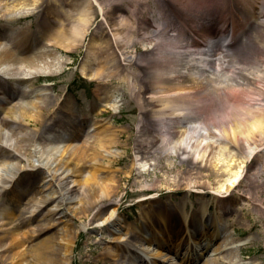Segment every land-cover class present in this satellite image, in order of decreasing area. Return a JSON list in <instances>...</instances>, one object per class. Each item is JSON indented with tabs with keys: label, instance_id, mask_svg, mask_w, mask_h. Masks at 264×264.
<instances>
[{
	"label": "bare ground",
	"instance_id": "1",
	"mask_svg": "<svg viewBox=\"0 0 264 264\" xmlns=\"http://www.w3.org/2000/svg\"><path fill=\"white\" fill-rule=\"evenodd\" d=\"M64 1L0 0V5H3L0 8V19L15 20L38 14L40 22L38 28H42L45 38L43 45L29 53L27 48L32 46L27 40L29 30L20 29V27L14 30H5L4 28L3 31L5 33L8 31V34H6L5 40L0 39V195L5 186L10 185L15 200L23 199L25 206L29 209L21 210L16 218L17 223L14 222V224L12 221L14 218L13 206L8 203L0 207V264H74V250L82 229H73L69 226L74 213L87 217L92 210L98 209L93 216V219H96L106 207H112L113 209L100 222L101 224L95 227L98 231H108L110 227H118L122 222V216L117 213L118 203L113 202L108 195L110 193L113 195V193L109 192L110 186L107 184L110 178L102 174L105 170L102 172L98 164L89 166L88 169L80 165L81 151L78 150V145L75 142L70 141V136H78L77 127L74 126L77 125L79 128L80 126L71 120L62 118H56L53 121L67 131H71L70 136L67 134V138H60V141H65V143H62V150L59 153L58 147L52 144L54 140L48 142L47 136L53 129L42 117V114L48 111L49 99L35 101L33 98L40 95L38 91L34 89L20 90L18 87L19 83H25L43 75L53 76L57 69H62L68 59L57 54L56 45L60 42L64 44L62 48L69 49V51L78 47L77 44L82 42L90 29L89 23L94 15L92 6H97L99 9L110 34L109 39L101 42V47L113 51L122 42L105 19V15L108 14V0H103V2L101 0H74L75 2L70 0L71 4L67 3V8H65ZM77 1H82L84 9L81 8L73 16L70 9L74 8L72 5L75 3L78 4ZM236 1L243 7L255 2L259 3L261 10L257 13V17L264 18V0ZM201 2V0H189L192 8L183 10L187 13H191L194 9L198 10L202 5ZM50 17L55 22V26L50 25L48 21ZM67 18H72L71 30L65 37L61 34L64 33V22ZM165 19L167 22L175 20L171 16H167ZM199 20L200 17L195 19L197 26ZM164 25L166 26H160L165 36L167 24ZM48 26L59 29L54 33L53 38H48ZM183 29L186 28L178 30L174 28L173 32H177V35L166 34L164 40L163 34L159 30L158 36L162 38L160 44L168 47V42H172L173 52H177V49L187 51L185 45L182 46L180 43L178 45L180 37L184 34ZM194 32L196 33L195 30ZM187 33L193 34L192 30H188ZM260 33L262 39L258 40L262 55L254 61V71L252 69L251 76L246 78L247 82L243 84L237 81L232 87H227L228 90L223 98L219 97V93H216L215 100L213 98L209 100L211 96H208V91L204 90L203 85L200 86V91L194 92L202 79L200 81L197 75L199 74L196 66L197 59L193 53L183 54H185V66L190 67L189 80L194 85L176 86L172 90L171 88L156 89L161 83H165L160 75L170 76L178 71L172 57H167L165 53L158 55V60L154 59V66L150 65L152 76L149 81L150 87L146 89L149 91L146 106L149 107L150 118L156 122V128L147 132V138L145 137L142 144L137 145V154H144L148 144L153 146L159 144L153 150V154L161 153L163 150L170 151L189 160L196 167L195 164L198 161H205L208 165V162L215 159L216 162L212 161L209 164L214 166L217 161L227 160L225 167L228 170L224 180L227 185L225 187L223 184L220 185L218 190L228 192L232 189L241 178L251 156L258 151L260 142L264 140V105L261 104V102L264 103V20L260 23ZM156 44L158 41L150 42L151 47ZM112 54L115 56L114 52ZM119 60L121 59L113 57L110 66L101 68L98 64V67L88 70L86 69L89 68L87 61H83L79 73L87 80H100L102 76L108 79L114 76L115 71L121 67ZM221 64L219 61L212 62V70H208V73L216 76L214 71L221 69ZM150 66L148 68H151ZM113 68L115 71L112 70ZM183 69L184 67H181V70ZM122 71L121 69L120 73ZM205 72L206 70H203L202 76ZM1 78L12 80L15 83L14 85L6 84ZM210 79L213 78L210 77ZM256 79L260 81L259 86H262L261 90H258L261 99H257L252 104L249 101L243 103L240 99L243 88L254 86ZM18 92L19 94L16 95ZM15 95L19 96L18 100L14 98ZM187 98H195V101L185 104L184 100ZM67 103L68 101L65 100L64 107L71 109L68 108ZM108 106L116 107L113 103H108ZM31 125L39 129L32 132L26 131L24 127ZM95 127L98 126L92 124L89 129L92 128L94 131ZM98 129L96 130L98 131ZM226 131H231L233 136L236 134L246 136L241 150L232 151L225 149L226 147H220L217 152H212L213 142L211 140L223 137L222 135ZM97 142L103 148L118 143L116 137L110 133L104 138L100 137ZM67 143L73 144V147ZM143 143L145 144L144 151L142 150ZM70 150L69 157L63 158ZM115 154L119 155L120 152ZM87 155L86 153L84 156L88 157ZM91 158L93 159L90 160L95 162L97 159L100 161L104 159L102 155L98 158L92 154ZM155 166L157 167V164ZM257 174L263 178L264 170H258ZM247 181L252 185L253 190L255 188L258 191L264 186V180L257 183L247 178ZM198 186L201 185L195 184V187ZM216 200L214 198L213 202L217 203ZM236 202L248 203L252 206L250 199L245 196L239 197ZM198 206L197 210L184 213L181 223L176 218L180 214L179 207L171 209L149 207L147 214L139 215L141 225L136 226L134 235H140L147 242V245L144 244L140 247L141 250L147 253L153 250L152 244L158 246L153 253H148L154 260L152 264H159L158 259L165 263L170 262V264L192 263L196 258L194 253H183L179 257L180 260L174 258L178 254H172L176 248L182 250L190 248L189 238L191 236H197L200 239V241L195 240L194 244L202 253L207 251L208 244L213 242L215 244L210 249L213 258L205 259V262H201V264H245L241 262L240 258L242 256L241 247L232 250L231 246L235 241L226 231H220L222 230L221 213L219 211L214 214L209 213L210 204L207 203L199 202ZM228 211L229 209H226V212ZM259 214L264 219V212L259 211ZM32 217L35 218L36 223L26 229ZM241 220V217H238L236 222H241ZM218 233L224 234L219 241ZM20 239L23 242L20 243ZM127 241L125 236H118L110 242L111 244L104 251L98 254L96 259H87L81 261L80 264H112L118 251L123 250L122 243ZM92 244L97 246L98 242ZM134 245L137 246V243L135 242ZM14 249L16 250L12 252ZM164 250L171 252L167 255ZM140 263L143 264L142 259H140Z\"/></svg>",
	"mask_w": 264,
	"mask_h": 264
},
{
	"label": "rangeland",
	"instance_id": "2",
	"mask_svg": "<svg viewBox=\"0 0 264 264\" xmlns=\"http://www.w3.org/2000/svg\"><path fill=\"white\" fill-rule=\"evenodd\" d=\"M40 1L43 2V0ZM201 1L202 5L198 10L194 9L191 13H187L184 10L192 8L189 0H108V14L105 15V19L122 41L117 48L115 47L112 51L101 47V42L109 39L110 34L97 6H92L94 15L89 23L90 29L82 42L77 44L76 49H72V51L63 49L62 45L64 44L60 42L56 45L57 54L66 57L68 60L62 69H57L53 73V76L43 75L50 80L52 79V83L55 84L49 93L48 87H46L42 96V99L47 97L50 100L48 111L42 114L43 119L48 121V126L53 128L52 134L47 136L48 141H56L62 135L67 137L65 132L71 134L70 130L69 133L58 125L53 127L52 121L55 116L64 120H71L80 125L81 128L84 127V130H87L90 124L99 126L98 131L88 135L82 134V137L77 138L78 150L81 151L82 156L80 165L88 169L89 166L98 164L102 172L105 170L102 173L103 176L110 178L107 182L110 190L107 189L113 193V195L111 193L108 195L113 202L118 203L117 213L122 216V222L118 227H110L108 231H98L95 227L101 224L100 222L113 209L112 207H106L96 219H93V216L98 209L92 210L87 217L74 213L69 226L73 229L82 228L74 250V264H80L81 261L87 259H96L98 254L111 244L112 240L127 231H132L133 226H140L139 215L147 214L149 207L154 209L179 207L180 214L177 218L180 221L183 219L184 213L197 210L199 202L210 204L209 213L214 214L216 211L221 213V225L224 226V230L225 228L226 230L233 228V232L228 229L232 237L239 236L242 239L248 235L242 250V263L264 264V219L258 213V209L264 207V186L258 191L255 188L253 190L252 185L247 181V178L257 183L264 180V177L260 178L257 174L259 168H264V140L260 142L258 151L249 159L238 185L228 192L218 190L220 185L223 184L224 187L227 185L224 181L228 170L225 167L227 160L224 162L217 161L214 166L209 164L212 161L216 162L215 159L208 162L209 166L206 165L205 161H198L195 164L196 167L189 160L170 151L153 154V150L159 144L154 146L148 144L145 149L144 143L146 142H144L142 145V150H146L144 154H137L136 150L137 145L142 144L145 137L147 138V132L153 129L154 122L150 118L149 107L146 106L148 103L147 94L149 93L146 89L150 87L151 66H154L155 53L159 51L167 53L169 56L171 51L170 48L160 46L159 43L162 38L158 36L156 29L163 20L165 21L162 16L163 8L174 12L176 18L189 20L184 21L187 28L197 29L195 19L200 16L203 21L208 17L213 21L222 19L226 26H233L232 32L237 33L235 43L225 48L223 53L221 52L224 58V64L221 66L222 71L214 76L215 80L212 82L205 79L201 84L204 90L208 91V96H211L209 100L211 98L215 100L216 93H219V97L223 98L228 90L227 87H232L237 81L245 84L246 78L251 76L255 65L254 61L262 55L258 39H262L260 20H264V18H257V12L261 10L259 3H252L243 7L236 0ZM77 2L78 4L75 3L72 5L74 8L70 9L73 16L81 8L84 9L82 1ZM67 3L71 4V1H64L66 8L68 7ZM2 6L0 5V8ZM71 20L72 18L66 19L64 33L61 35L67 37V33L71 30ZM48 21L55 26L51 17ZM39 23L38 14L13 21L0 19V39L5 38L8 34V31L6 33L3 31L4 28L5 30H13L20 27V29L24 28L30 31L27 40L34 48H38L45 42L43 30L41 33L37 31L40 29L37 27ZM172 28L173 26L169 27L167 32L169 33ZM57 30L59 29L48 26V38H53ZM164 37L163 35V39ZM152 41H158L153 49L150 48ZM63 42L66 43V41ZM180 43L186 44L187 41L181 37ZM172 46L171 44L170 47L172 48ZM29 48H27L28 53L30 52ZM179 50L177 49V53L173 51L170 53V57L177 62L175 68L183 67L184 64L182 62L185 57L184 50ZM113 52L115 56H113ZM113 57L121 59L119 60L121 67L117 71L113 68L112 70L116 73L109 79L106 80L102 76L100 80L88 81L80 75L79 69L83 61H87L89 65L87 70L98 67V64L101 68H105L112 64ZM149 66L151 68H148ZM121 69L123 70L122 73H120ZM207 69L211 70L210 64ZM176 76L180 77L181 73L176 72L169 77ZM211 76L213 77V75ZM160 77L165 83H161L156 89L168 87L173 89L176 86L191 84L183 76L179 80L168 78L166 75H160ZM259 83L260 81L256 79L254 86L243 88L240 97L243 103L249 101L252 104L257 99H261L258 90H261L262 86H259ZM35 85H37V81H30L29 83H19L18 87L20 90L28 89V86L34 89ZM18 94L19 92L16 95ZM36 98L39 99V97ZM65 100L68 101V108L71 109L64 107ZM190 100L187 98L184 103L188 104L191 102ZM108 103H113L117 108L109 107ZM261 104L264 105L263 102ZM61 125L63 126V124ZM24 128L29 132L39 129L32 125ZM103 131L105 132L102 133ZM100 133L102 135H99ZM109 133L116 137L118 143L103 148L97 141ZM92 134L93 137L90 138ZM222 136L216 137V140H211L213 142L212 152H217L220 147L239 151L246 137L241 134L233 136L231 131L224 132ZM45 141L47 142V139ZM58 145L61 147L60 143ZM118 152H120L119 155H114ZM70 153L71 151H68L63 158H68ZM86 153L88 157L84 156ZM91 154L98 158L102 155L104 159L102 161L97 159L96 162L91 161L90 159H93ZM189 171L190 173H188ZM195 184L201 186L195 187ZM217 195H220L221 198H217ZM241 195L250 199L252 206L248 203L236 202ZM214 198L217 199V203L213 202ZM12 199L15 200L14 193L11 186L7 185L0 195V205L4 202H10ZM11 202L14 204L12 221L17 223L16 218L21 211L20 204L24 203V200ZM226 209L229 211L226 212ZM238 217H241V222H236ZM17 238L19 239L20 235ZM19 242L23 241L20 239ZM94 242H98V245L93 246L92 243Z\"/></svg>",
	"mask_w": 264,
	"mask_h": 264
}]
</instances>
